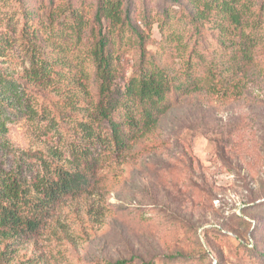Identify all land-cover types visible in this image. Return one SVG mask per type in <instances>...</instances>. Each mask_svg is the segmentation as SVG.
I'll return each mask as SVG.
<instances>
[{
	"label": "rangeland",
	"instance_id": "1",
	"mask_svg": "<svg viewBox=\"0 0 264 264\" xmlns=\"http://www.w3.org/2000/svg\"><path fill=\"white\" fill-rule=\"evenodd\" d=\"M4 1L0 34L9 39L7 61L19 76L29 70L30 56L15 14L17 0ZM21 1L47 9L50 0ZM54 1L58 5L65 0ZM74 1L89 12L95 9L96 0ZM122 1L141 31L146 23L154 24L146 52L178 68L179 60L161 51L159 20L169 2ZM43 14L48 24L46 11ZM55 17L56 26L65 21L63 15ZM121 52L122 77L129 78L139 49L126 45ZM78 53L68 55L73 65ZM242 85L241 97L201 94L182 100L147 142L149 154L136 164L113 160L105 165L101 176L107 188L64 200L41 232L0 234V264H264V47ZM29 87L39 111L44 108L56 116L58 127H69L61 116L82 119L91 112L90 105L86 112L82 104L74 112L64 109L62 101L70 96L65 83L60 91L46 84ZM8 120L12 147L0 139V175L34 181L29 154L57 152L67 158L48 123L41 126L13 114Z\"/></svg>",
	"mask_w": 264,
	"mask_h": 264
},
{
	"label": "trees",
	"instance_id": "2",
	"mask_svg": "<svg viewBox=\"0 0 264 264\" xmlns=\"http://www.w3.org/2000/svg\"><path fill=\"white\" fill-rule=\"evenodd\" d=\"M166 1L169 4L159 20L161 51L178 59V68L146 52L154 24L146 23L141 31L122 0H96L90 12L74 0L58 5L50 0L48 10L17 0L15 14L21 19L30 68L17 76L7 61L9 39L0 34V139L12 147L6 131L12 114L41 126L48 123L46 128L56 129L67 158L57 152L29 154L36 169L34 181L20 180L12 173L0 175V234L39 233L64 200L105 190L104 166L113 160L139 163L150 153L147 142L182 100L201 94L242 96V83L264 47V3ZM3 4L0 0V28ZM45 11L48 24L42 19ZM55 15H63L65 21L54 25ZM88 34L89 42L84 44ZM126 45L139 49L138 64L129 78L121 72V51ZM71 51L79 52L74 65L68 60ZM64 83L65 93L70 94L62 101L65 110L74 112L82 104L79 109L87 112L91 106L82 119L61 116V123L69 126L65 128L58 127L56 116L44 108L39 111L29 87L46 84L60 91ZM17 157L22 161L20 154Z\"/></svg>",
	"mask_w": 264,
	"mask_h": 264
}]
</instances>
